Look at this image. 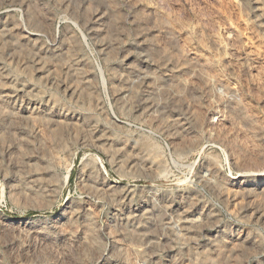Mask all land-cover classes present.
<instances>
[{"label":"rangeland","instance_id":"obj_1","mask_svg":"<svg viewBox=\"0 0 264 264\" xmlns=\"http://www.w3.org/2000/svg\"><path fill=\"white\" fill-rule=\"evenodd\" d=\"M0 264H264V0H0Z\"/></svg>","mask_w":264,"mask_h":264},{"label":"bare ground","instance_id":"obj_2","mask_svg":"<svg viewBox=\"0 0 264 264\" xmlns=\"http://www.w3.org/2000/svg\"><path fill=\"white\" fill-rule=\"evenodd\" d=\"M109 187H110V184H109Z\"/></svg>","mask_w":264,"mask_h":264}]
</instances>
